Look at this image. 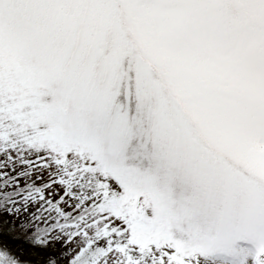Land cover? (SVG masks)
I'll use <instances>...</instances> for the list:
<instances>
[{
	"label": "snow or ice",
	"instance_id": "obj_1",
	"mask_svg": "<svg viewBox=\"0 0 264 264\" xmlns=\"http://www.w3.org/2000/svg\"><path fill=\"white\" fill-rule=\"evenodd\" d=\"M0 264H264V0H0Z\"/></svg>",
	"mask_w": 264,
	"mask_h": 264
}]
</instances>
